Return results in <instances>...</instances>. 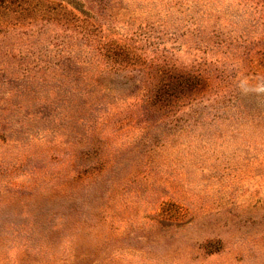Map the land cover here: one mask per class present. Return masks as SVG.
<instances>
[{
  "label": "rangeland",
  "instance_id": "374dc122",
  "mask_svg": "<svg viewBox=\"0 0 264 264\" xmlns=\"http://www.w3.org/2000/svg\"><path fill=\"white\" fill-rule=\"evenodd\" d=\"M0 264H264V0H0Z\"/></svg>",
  "mask_w": 264,
  "mask_h": 264
}]
</instances>
